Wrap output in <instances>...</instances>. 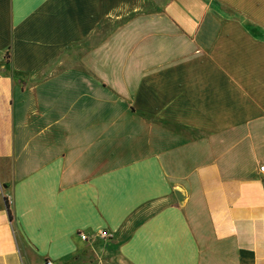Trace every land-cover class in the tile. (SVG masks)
Returning <instances> with one entry per match:
<instances>
[{"label":"crops","instance_id":"1","mask_svg":"<svg viewBox=\"0 0 264 264\" xmlns=\"http://www.w3.org/2000/svg\"><path fill=\"white\" fill-rule=\"evenodd\" d=\"M261 167L264 0H0V264H264Z\"/></svg>","mask_w":264,"mask_h":264},{"label":"built area","instance_id":"2","mask_svg":"<svg viewBox=\"0 0 264 264\" xmlns=\"http://www.w3.org/2000/svg\"><path fill=\"white\" fill-rule=\"evenodd\" d=\"M261 170H264V167H261ZM95 237H99V238H101V239H106V238L109 237V234L106 233V232H101V233H99L98 236H94V237H92V236H88V235H86V234H84V233H80V234H79V238H80L81 241H83V242H89L90 240H92V239L95 238ZM46 264H53V263L50 262V261H48Z\"/></svg>","mask_w":264,"mask_h":264}]
</instances>
